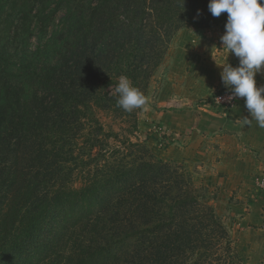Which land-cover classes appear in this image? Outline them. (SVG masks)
I'll use <instances>...</instances> for the list:
<instances>
[{
    "label": "trees",
    "instance_id": "1",
    "mask_svg": "<svg viewBox=\"0 0 264 264\" xmlns=\"http://www.w3.org/2000/svg\"><path fill=\"white\" fill-rule=\"evenodd\" d=\"M66 1L74 32L24 15L32 29L0 39V264H188L219 223L206 188L139 144H105L98 113L122 111V75L146 91L179 31L228 14L210 0Z\"/></svg>",
    "mask_w": 264,
    "mask_h": 264
},
{
    "label": "crops",
    "instance_id": "2",
    "mask_svg": "<svg viewBox=\"0 0 264 264\" xmlns=\"http://www.w3.org/2000/svg\"><path fill=\"white\" fill-rule=\"evenodd\" d=\"M224 33L225 30L211 34V40L202 41L188 32L186 37L190 42L186 48L196 54L191 56L185 50L183 55L190 57L186 58L187 62L196 56L198 77L178 93L180 96L200 103L226 89L221 66L236 67L239 60L221 50L220 37ZM256 79L257 86L264 87V73L257 74ZM244 117L251 119L244 98L228 113L188 105L182 111L159 115L155 123L173 144L158 152V157L165 162L194 167L205 183L217 184L223 192H228L227 200H219L218 205L226 206L225 211L236 225L237 248L246 264H264V129L255 121L245 125ZM153 150L156 154V149Z\"/></svg>",
    "mask_w": 264,
    "mask_h": 264
},
{
    "label": "rangeland",
    "instance_id": "3",
    "mask_svg": "<svg viewBox=\"0 0 264 264\" xmlns=\"http://www.w3.org/2000/svg\"><path fill=\"white\" fill-rule=\"evenodd\" d=\"M25 1L0 0L1 46H8L6 32L13 30L14 27H21L25 31L32 29L31 24L17 20L24 15H50L52 17L50 21H46L44 24L35 23V29H40L41 27V29L57 32V35L58 31L68 34L69 29L74 32L70 18L73 12L71 2L68 3L66 0H29L30 4H26ZM90 3L91 1L89 0L87 7ZM11 21L15 22L12 23ZM224 30L225 25L222 24L214 25L211 28L179 31L168 46L160 67L149 80L146 91L144 92L141 86L138 88L146 98V104L140 109H134L132 112H126L122 109L117 115L107 112L98 113V117L104 126V131L110 135L108 139L101 137L106 142L105 144L115 147L122 145L126 141H131L139 144L142 149L149 152L154 158L161 160L158 157V152L166 151L172 146L173 142L164 135L165 131L160 129V125L155 123V117L168 112L182 111L187 109L188 105L192 107L199 103H195L196 101L194 102L193 99L189 100L190 97L178 94L186 90V86L198 77V72H195L198 67L196 56L193 61L187 62L186 58L190 57L183 55V51L188 50L186 46L190 42L186 35L190 32L196 38L206 41V39L211 40V34L216 35ZM36 42V39H32L33 44H36ZM70 42L72 43L73 39ZM188 53L191 56L196 54L192 50H188ZM14 57V62H18V67L21 68L23 66V53L19 54V52H16ZM154 148L157 151L156 154L153 150ZM178 166L183 168L186 174L192 178L196 187L206 188L207 191L203 193L205 195V203L214 209L219 220L218 225H211L208 231L206 230L207 232L202 231L198 242L200 240L205 242L203 244L202 242L199 243L198 249L193 255L187 254L188 264H246L245 258L237 248V239L234 231L236 225L233 224L228 212L225 211L226 206L218 205L219 200H227L228 192H223L222 187L217 184L208 185L205 183L201 176L196 174L194 167ZM77 182L81 181L77 180ZM80 185L75 184L77 187Z\"/></svg>",
    "mask_w": 264,
    "mask_h": 264
},
{
    "label": "clouds",
    "instance_id": "4",
    "mask_svg": "<svg viewBox=\"0 0 264 264\" xmlns=\"http://www.w3.org/2000/svg\"><path fill=\"white\" fill-rule=\"evenodd\" d=\"M208 10L213 17L227 13L225 33L220 37L222 48L238 58L239 64L221 66V79L230 95L226 101L244 98L251 119L264 129V87L257 86V74L264 73V0H210ZM111 92L113 90L111 89ZM113 94L118 95L117 106L126 112L146 104L144 95L126 76H120ZM221 102V98H216Z\"/></svg>",
    "mask_w": 264,
    "mask_h": 264
},
{
    "label": "built area",
    "instance_id": "5",
    "mask_svg": "<svg viewBox=\"0 0 264 264\" xmlns=\"http://www.w3.org/2000/svg\"><path fill=\"white\" fill-rule=\"evenodd\" d=\"M228 95H230V92L227 88L219 90L215 92L213 95H211L209 98H207L206 100L198 103L197 106L210 108L215 111L220 110L225 113H228V111L236 109L241 104V100H242V98H237L232 101H226L225 99H223ZM216 98H221V102H219ZM262 186H263L262 188L264 189V182L262 183Z\"/></svg>",
    "mask_w": 264,
    "mask_h": 264
}]
</instances>
